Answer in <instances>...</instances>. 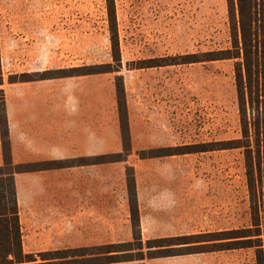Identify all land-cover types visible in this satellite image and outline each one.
I'll list each match as a JSON object with an SVG mask.
<instances>
[{"label":"rangeland","instance_id":"obj_1","mask_svg":"<svg viewBox=\"0 0 264 264\" xmlns=\"http://www.w3.org/2000/svg\"><path fill=\"white\" fill-rule=\"evenodd\" d=\"M113 2L121 65L112 59L106 0H0V99L5 95L15 109L19 95L66 97L71 108L77 104L90 112L92 131H106L111 154L120 149L115 101L116 84L122 83L132 153L125 155L123 164L108 166V179H115L108 180V188H119L116 175L126 174L128 179L132 171L139 189L179 192L184 202L180 207L186 213L182 215L187 216L188 225L193 221L195 226L184 235L210 234L203 236L204 241L219 239L215 233L250 228L241 150L165 156L168 149L174 153L187 147L215 149L217 142L240 137L233 79L236 60L179 64L180 57L231 48L226 0ZM257 4L258 25L264 31V0ZM150 60L161 66L138 69ZM100 65H111L117 72L29 84L9 82L34 78L38 72L53 76L58 75L53 71L78 68L86 72ZM143 155L152 158L141 159ZM261 230L264 235V223ZM28 241L23 254L34 255L39 264L54 258L47 254L54 246L41 256L34 252L33 239ZM141 241L142 249L136 242L118 247L128 254L115 258L137 261L142 255L143 261H137L141 263L157 256L147 252V240ZM222 243L228 245L227 240ZM72 251L58 257L80 264L97 260ZM202 258L203 264H255L253 249L205 252Z\"/></svg>","mask_w":264,"mask_h":264},{"label":"crops","instance_id":"obj_2","mask_svg":"<svg viewBox=\"0 0 264 264\" xmlns=\"http://www.w3.org/2000/svg\"><path fill=\"white\" fill-rule=\"evenodd\" d=\"M77 78L80 77L63 79ZM4 102L12 163L36 166L34 170L14 175L22 250L32 239L36 254L49 252L52 246L51 250L57 252L133 244L126 174L125 177L116 175L119 188H108V180L112 178L108 179V166L125 162L124 159L108 163L105 159L123 153L119 124L120 149L108 154L106 131L101 128L92 131L90 112L77 108V104L71 108L66 97L59 100L35 94L19 95V105L15 109L5 95ZM116 114L119 123L117 103ZM129 122L128 116V126ZM130 149L127 157L132 153L131 146ZM154 150L158 149L151 151ZM2 166L0 141V168ZM134 184L141 240L197 235H184L185 230L195 226L193 221L188 225L187 216L182 215L186 213L182 212L184 202L179 192L139 189L135 178ZM61 245L66 249L55 248ZM202 256L203 253H198L148 259L143 264H203Z\"/></svg>","mask_w":264,"mask_h":264},{"label":"trees","instance_id":"obj_3","mask_svg":"<svg viewBox=\"0 0 264 264\" xmlns=\"http://www.w3.org/2000/svg\"><path fill=\"white\" fill-rule=\"evenodd\" d=\"M226 2L231 48L224 51L205 53L201 57L197 55L180 57L179 64L236 60L234 63L233 79L240 137L233 140L217 142L215 149H210L207 146L206 149L197 151L195 147H185L186 151L181 153H174L171 149H168L166 151L167 155L165 156L207 151L241 150L249 198L251 227L215 233L214 236L220 237L215 240H202V238H205L203 236H210V234H205L147 241V252H157V256H150L148 259L224 250L253 249L255 264H264V235L261 230L262 223H264V31L262 30V26L258 25L260 22L258 21L257 0H226ZM106 9L108 27L111 35L112 59L114 63L121 65L113 0H106ZM171 61L174 62L176 60L171 59ZM154 62L150 60L148 61V66L139 67L138 69L161 66L154 65ZM170 65L173 64L171 63ZM80 71L81 69L78 68L53 71L58 74L53 76L48 71L38 72L34 73V78L18 81L11 80L9 82L10 84L26 83L117 72V70L112 69L111 65L94 66L83 70L86 72ZM23 76L28 77L27 75ZM1 85H3V79L0 64ZM116 100L123 153L107 156L105 159L108 163L123 161L124 157L128 156L131 151L126 100L124 89L120 82L116 84ZM0 141L3 157V166L0 168V264H39L34 259V255L23 254L22 251L18 206L14 187L15 174L26 170H34L36 166L26 167L13 165L12 163L3 96L0 99ZM140 158H152V156L147 157L143 155ZM59 167L61 168L62 166ZM130 173L127 174V189L130 197L134 243L136 242L135 244L138 246V249H142L143 243L140 237L135 184L133 176ZM197 238L201 241H197ZM226 240L228 241V245H222L224 244L222 242ZM123 246L125 247V245H110L78 249L76 251L84 253L82 257L90 256L93 259H97L90 260L88 264H112L136 261L133 258L123 260L115 258L116 256L128 254L117 250L118 247ZM205 246H212V250H203ZM114 248L116 250H112ZM76 251L74 250V252ZM90 251H97V253L87 254ZM69 252L57 251L47 253L54 257L46 259L48 260L47 264H80L81 262L65 261V258L58 257ZM43 255L41 254V256ZM97 257L101 258L98 259ZM137 261H143L142 255ZM140 264H143V262Z\"/></svg>","mask_w":264,"mask_h":264}]
</instances>
